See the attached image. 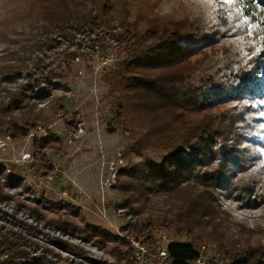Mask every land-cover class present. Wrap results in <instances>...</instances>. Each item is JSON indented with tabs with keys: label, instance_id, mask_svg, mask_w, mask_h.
Wrapping results in <instances>:
<instances>
[{
	"label": "rangeland",
	"instance_id": "374dc122",
	"mask_svg": "<svg viewBox=\"0 0 264 264\" xmlns=\"http://www.w3.org/2000/svg\"><path fill=\"white\" fill-rule=\"evenodd\" d=\"M257 1L0 0V183L8 194L0 208L11 220L2 230L27 236L28 255L56 264H169L159 252L172 242L194 244L205 264H240L245 251L248 264L264 263V6ZM165 20L210 34L189 58L195 66L186 83L205 80L226 94L191 118L234 107L239 135L225 143L213 137V153L178 181H145L154 191L138 184L144 195L135 202L123 192L130 167L160 162L166 150L163 141L143 152L130 147L149 117L106 76L127 57L125 28L160 32ZM91 22L105 29L91 30ZM183 147V156L196 155ZM223 154L237 165L222 162L219 173Z\"/></svg>",
	"mask_w": 264,
	"mask_h": 264
},
{
	"label": "trees",
	"instance_id": "16d2710c",
	"mask_svg": "<svg viewBox=\"0 0 264 264\" xmlns=\"http://www.w3.org/2000/svg\"><path fill=\"white\" fill-rule=\"evenodd\" d=\"M258 1L264 6V0ZM258 1L256 3H259ZM104 27L105 25L91 22L88 28L99 31L102 28L105 29ZM163 27L160 32L157 29L140 31L133 27L125 28L122 33L126 39L131 41L129 43L130 48L127 46L128 50H125L127 57L125 61L121 62L120 67L113 72L114 74L106 76V81L111 84L112 89L118 87L121 88V91H125L134 102L136 109L149 117L145 132L140 134L130 147L143 152L145 148L163 141L166 150V155L160 162H153L145 168H138L139 165L130 167L134 172L133 174L129 172L130 180L126 184V191L123 190V192L127 195V200L133 199L132 201L135 202L139 200L137 197L144 195V192L139 190L138 184L146 185L145 181L153 183L157 179L160 187L173 180L178 181L181 179L180 171L190 169L196 160H205L210 153H213V137H220L225 143L228 141L226 140L227 137L235 138L239 135L238 132H232L237 128L239 121L238 112L234 107L222 112V114L207 115L206 113L202 115V123L197 122L198 120L191 118L190 115L204 113L208 109V105H213L220 98L226 97V94L221 96L218 90L213 88L214 85L210 82L205 83V80L196 82V85L186 83L189 71L192 72L195 66L189 62V58L199 53V46L207 39V36L210 38V34L207 31H201L202 27L200 26L189 30L182 21L165 20ZM58 29L62 34L68 33L66 27L59 26ZM202 36L204 38H200ZM199 41L201 43L196 44ZM125 42L128 43L127 40ZM187 70L188 72H186ZM233 75H235L234 72ZM262 80L264 85V79ZM222 87V89H228L227 86ZM226 127L230 131L228 136L222 131ZM130 133L134 135L137 131H130ZM209 141L211 143L208 144ZM183 146H189L196 155L193 158L183 156ZM228 159V162L225 161L224 154L220 158L219 173L222 169L229 168L230 163H234V167H236V157L232 156ZM222 162H227L226 167L223 166ZM242 165L245 166V162H242ZM231 184L230 180L227 185L223 184L224 188L220 189H227ZM2 185L0 183V203L8 199V194ZM146 188L152 191L155 189L152 184H147ZM8 216L0 208V264H46L47 262L48 264H56L51 260L46 261V257L28 255L27 248L34 245L25 244L27 236L21 237L16 233L11 234L7 231L8 228L4 232L2 224L11 223ZM55 223L62 228L76 229V225L70 221L57 220ZM29 227L32 228L30 224ZM33 230H26L27 235L34 233L35 230ZM55 244L60 245L59 243ZM63 246L67 250L72 248V245L66 243ZM166 247L168 255L166 259L169 264H188L190 260L201 256V252L192 243L172 242ZM249 259L250 252L245 251L244 255L237 258L235 262L248 264ZM257 264L264 263L259 261Z\"/></svg>",
	"mask_w": 264,
	"mask_h": 264
},
{
	"label": "snow or ice",
	"instance_id": "6c2138e0",
	"mask_svg": "<svg viewBox=\"0 0 264 264\" xmlns=\"http://www.w3.org/2000/svg\"><path fill=\"white\" fill-rule=\"evenodd\" d=\"M219 2L223 3V4H234V3H243L244 0H219ZM225 19H226V17H225ZM252 19L254 20L255 18L253 17ZM260 24L264 25V21H261ZM249 32H251V26L249 28ZM261 41L264 42V37H261ZM259 54L264 55V50H262ZM261 115L264 116V113H262Z\"/></svg>",
	"mask_w": 264,
	"mask_h": 264
},
{
	"label": "built area",
	"instance_id": "2783aa9c",
	"mask_svg": "<svg viewBox=\"0 0 264 264\" xmlns=\"http://www.w3.org/2000/svg\"><path fill=\"white\" fill-rule=\"evenodd\" d=\"M159 254L165 258H167V249L165 250H161L159 252ZM188 264H205V259L202 257V255L200 256V258L194 259V260H190L188 262Z\"/></svg>",
	"mask_w": 264,
	"mask_h": 264
}]
</instances>
